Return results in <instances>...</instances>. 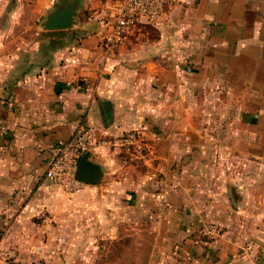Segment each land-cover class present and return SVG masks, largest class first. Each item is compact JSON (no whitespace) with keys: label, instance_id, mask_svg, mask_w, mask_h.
Masks as SVG:
<instances>
[{"label":"crops","instance_id":"1","mask_svg":"<svg viewBox=\"0 0 264 264\" xmlns=\"http://www.w3.org/2000/svg\"><path fill=\"white\" fill-rule=\"evenodd\" d=\"M74 1L88 12L72 43L54 44L63 30H48L45 60L32 74H16L11 60L0 65V246L23 258L40 253L29 246L57 209V185L43 173L57 144L82 125L95 138L140 136L134 149L88 152L103 170L107 226L117 229L124 211H146L155 228L148 264H264L244 229L215 240L199 231L229 221L222 168L237 146L243 158L264 156V0H176L164 23L137 25L112 50L99 40L115 0ZM129 180L131 209L119 201Z\"/></svg>","mask_w":264,"mask_h":264},{"label":"rangeland","instance_id":"2","mask_svg":"<svg viewBox=\"0 0 264 264\" xmlns=\"http://www.w3.org/2000/svg\"><path fill=\"white\" fill-rule=\"evenodd\" d=\"M59 1L54 0L48 4V0H0V65L7 59L12 61L16 74L23 68L30 69L31 74L36 71L34 66L45 60L44 50L49 41V32L42 30L40 23L58 6ZM82 8V4L77 2L75 25L63 29L62 35L54 38V44L73 42L70 39L75 32L78 34V26L87 20L88 11ZM102 19L103 17L96 16L91 18L92 21ZM123 132L126 131L121 133ZM134 148L131 146L128 149ZM132 151L129 153H133ZM241 151L237 146L236 157L230 159L228 164L223 163V168L219 166L228 173L226 180L231 185L235 199V206L228 200L224 201L229 215L228 223L222 225V222L209 220L203 222L199 231L208 238L204 231L212 225L220 229L219 236L227 229L233 234L244 229L250 241H253L252 238L258 241L256 249L261 258H264V156L246 155L243 158ZM136 168L140 169L141 166ZM132 181L129 180L122 186L121 189L126 190L127 196L123 195L119 199L129 209L133 204L132 188L136 187ZM103 183L102 175L97 184H83L72 193L64 192L56 186L57 195L51 200L57 208L53 212L54 219L51 220L52 216H48L45 226L40 230L36 229L34 237H39L38 242L29 246L32 248L35 244L32 250L38 246L41 254L36 253V258L33 259L23 258L16 249V264H148L149 238L155 234V228L144 222L146 211L139 214L124 211L117 221V229L107 226V220L103 219V203L106 201ZM113 198L114 196L108 197V203L113 202ZM237 203L242 205L239 211L236 210ZM137 216L141 218L139 226L131 220ZM260 222H263L262 225ZM133 237L137 238L136 243L133 242Z\"/></svg>","mask_w":264,"mask_h":264},{"label":"built area","instance_id":"3","mask_svg":"<svg viewBox=\"0 0 264 264\" xmlns=\"http://www.w3.org/2000/svg\"><path fill=\"white\" fill-rule=\"evenodd\" d=\"M176 0H115L112 4V21L106 32L100 37L105 50L120 45L139 24L160 25L167 19L169 9ZM140 136L137 131H126L117 135L95 138L90 127L79 126L66 142L58 143L53 152L44 177L61 188L72 193L82 186L75 177L79 157L92 146H103L112 150L137 147ZM220 229L216 225L205 228L208 238H217ZM17 261V252L10 246H0V263Z\"/></svg>","mask_w":264,"mask_h":264},{"label":"water","instance_id":"4","mask_svg":"<svg viewBox=\"0 0 264 264\" xmlns=\"http://www.w3.org/2000/svg\"><path fill=\"white\" fill-rule=\"evenodd\" d=\"M77 13V1L60 0L58 6L49 12L44 20L40 23L42 30H63L71 28L75 25V16ZM102 114L105 120V125L108 124L110 110L103 107ZM103 175L102 168L95 162L89 159V152L85 151L78 159L75 177L83 184H97ZM228 195L232 206H235V199L231 188L228 190Z\"/></svg>","mask_w":264,"mask_h":264}]
</instances>
